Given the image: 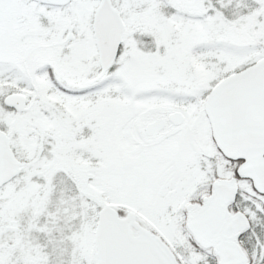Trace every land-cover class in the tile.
Instances as JSON below:
<instances>
[{
  "label": "snow or ice",
  "instance_id": "obj_1",
  "mask_svg": "<svg viewBox=\"0 0 264 264\" xmlns=\"http://www.w3.org/2000/svg\"><path fill=\"white\" fill-rule=\"evenodd\" d=\"M0 264H264V0H0Z\"/></svg>",
  "mask_w": 264,
  "mask_h": 264
}]
</instances>
